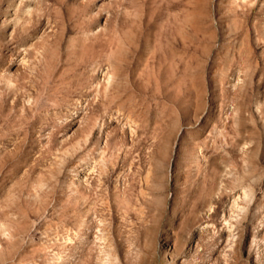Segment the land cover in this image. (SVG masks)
Instances as JSON below:
<instances>
[{
	"label": "rangeland",
	"instance_id": "obj_1",
	"mask_svg": "<svg viewBox=\"0 0 264 264\" xmlns=\"http://www.w3.org/2000/svg\"><path fill=\"white\" fill-rule=\"evenodd\" d=\"M0 264H264V0H0Z\"/></svg>",
	"mask_w": 264,
	"mask_h": 264
}]
</instances>
